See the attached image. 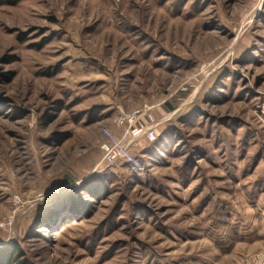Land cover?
Segmentation results:
<instances>
[{
    "label": "rangeland",
    "instance_id": "obj_1",
    "mask_svg": "<svg viewBox=\"0 0 264 264\" xmlns=\"http://www.w3.org/2000/svg\"><path fill=\"white\" fill-rule=\"evenodd\" d=\"M150 116L139 167H108L105 144ZM12 253L264 264V0L0 5V260Z\"/></svg>",
    "mask_w": 264,
    "mask_h": 264
},
{
    "label": "built area",
    "instance_id": "obj_2",
    "mask_svg": "<svg viewBox=\"0 0 264 264\" xmlns=\"http://www.w3.org/2000/svg\"><path fill=\"white\" fill-rule=\"evenodd\" d=\"M150 120L147 124L136 128L130 133L127 142L115 141L116 144H105L104 148L108 153V164L112 166L121 159H126L130 163H133L139 167V160L134 159L130 153L129 148L131 146H137L141 138H148L151 141H155L158 137V128L163 120L157 119L155 116H150Z\"/></svg>",
    "mask_w": 264,
    "mask_h": 264
},
{
    "label": "trees",
    "instance_id": "obj_3",
    "mask_svg": "<svg viewBox=\"0 0 264 264\" xmlns=\"http://www.w3.org/2000/svg\"><path fill=\"white\" fill-rule=\"evenodd\" d=\"M17 1H19V0H0V5L1 4H13V3H16ZM18 253H22L21 250ZM14 255H15V253H12L7 258H4V260H0V264H9V263H11L15 259V258H13ZM20 264H29V262L28 261H21Z\"/></svg>",
    "mask_w": 264,
    "mask_h": 264
}]
</instances>
